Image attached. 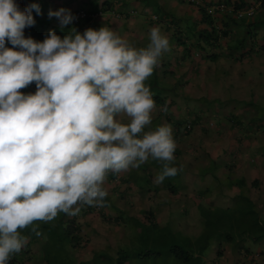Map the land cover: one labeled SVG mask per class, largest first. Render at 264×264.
I'll return each mask as SVG.
<instances>
[{
	"label": "clouds",
	"instance_id": "clouds-1",
	"mask_svg": "<svg viewBox=\"0 0 264 264\" xmlns=\"http://www.w3.org/2000/svg\"><path fill=\"white\" fill-rule=\"evenodd\" d=\"M32 11L39 15V6L21 11L14 0H0V264L21 251L27 239L20 230L34 222L102 207L109 172L139 168L149 158L162 162L157 184L178 172L170 166L171 126L145 131L155 102L144 82L169 50L161 28L152 27L139 48L107 27L71 29L63 38L49 31L36 42L24 36L35 24ZM73 15L63 8L48 13L61 28ZM33 83L34 94L20 91Z\"/></svg>",
	"mask_w": 264,
	"mask_h": 264
},
{
	"label": "trees",
	"instance_id": "trees-1",
	"mask_svg": "<svg viewBox=\"0 0 264 264\" xmlns=\"http://www.w3.org/2000/svg\"><path fill=\"white\" fill-rule=\"evenodd\" d=\"M91 1V4L94 6L84 11L86 15L82 20L73 21L72 24L63 28L60 27L55 17H53L52 21L49 19L50 23L44 25L41 19L35 15L34 26L24 29V32L27 33L26 38L30 37L36 42H42L49 31H53L56 35L63 38L71 29H75L77 32H81L80 34H83V32L88 29L85 24L89 18L88 14L95 11L105 13L109 10L116 14L110 15L107 18L104 17V19L99 22L93 21L96 28L94 30H98L102 24L104 27L108 28L109 26V29H111V23H108V19H112L122 26L126 21H132V19H130L132 17H129L128 14L131 15V13H133L132 15L135 16L134 18L139 19L138 15H143L145 11L148 12L144 14H150L147 19L149 24L148 31L145 30L147 41L142 43V47L146 46L149 42L147 32H149L152 27L159 26L162 30V34L165 36L168 34L169 36L168 51L170 52L168 54L165 53L163 56L165 58L168 57V60L165 59V61L161 59L154 69L151 78L144 82L145 85L149 87L151 93L154 92L152 93V97L155 102V108L151 113L152 122L159 121L161 122L160 125H170L175 143L180 141L179 137L182 131L186 134L183 137L186 138L185 136L190 134L192 129L199 126L200 123L205 126V124L198 119L190 117L189 119H187L188 117L180 118L182 106L180 107L179 104H177L180 103V98L171 95L175 93V87H173V85L180 82L177 78L176 71L181 72V66L183 64L194 65L205 61L214 63L215 61H225L228 59L230 61L241 62L247 60L243 58L251 56L252 52L257 51L259 47H264V12L260 13L264 10V0H199V2H196V0H176L180 1V4L185 2L189 5L188 11L192 13L188 15L191 20L186 17V22H182L180 16V19H178L180 26H177L175 20H172L171 14L165 13L164 8L157 0H110L111 2L102 0L99 4L95 3V0ZM133 1H136L134 7H129L130 9L127 8ZM138 3H142L140 11H137L135 8V5ZM37 5L41 9H44L46 6L41 2H37ZM43 11L45 14L44 17L47 20L48 14L45 10ZM76 11L77 10H73L70 13L73 15ZM248 11L252 12L247 15L246 13ZM259 14H263L262 17L258 16ZM119 15H123V17ZM152 15L153 17H151ZM154 17L155 19H153ZM161 21L167 23V25L162 27ZM239 31L240 33H237ZM143 36L144 33L141 37ZM5 46L9 48L12 47L7 42ZM183 83L185 84L186 80H184ZM20 91L25 95L34 94L36 91L35 84H30ZM168 96H170V98L166 100L165 98ZM185 99L187 100L186 96ZM166 102L168 110L164 112L162 109ZM181 103L183 105V101ZM178 108H180L181 111L177 110ZM233 123H235V121H233L231 125ZM180 152H182V150L176 148L174 154H179ZM170 166L177 167V164L172 163ZM161 168L162 162L149 158V160L139 168H130L127 172L118 174L109 172L104 182L110 185L108 186V195L104 199V210L100 209V207L83 206L80 213L76 216H68L61 212L58 213L52 221L34 222L32 226L20 230L21 235L26 237L27 243L23 247L22 253L19 252L20 254L18 257L16 253L12 254V257L8 260V264H24L25 260L30 263L37 262V264H72L77 251L89 244L87 234L90 236L95 232L94 229L91 230V223L95 222L96 224L99 223L103 225L106 223L108 224L110 220L117 219L116 217L111 218L107 213V210L110 209V205L113 204L112 201L110 202L109 193L115 195L114 197L121 198L125 192L126 195L130 196L127 201L135 197L137 205H141V212L139 211L137 215L139 218L138 225H141L144 219L143 217L140 218V216L145 215L150 219L153 218L152 213L147 207H142L141 202H150L157 191L160 190L162 191V195L160 196L163 200H166V192L169 193L171 198H176V188L173 186L172 182L183 181L178 178L180 175L177 173L173 177H166L162 183L157 184L155 182V177L161 171ZM241 177L244 176L241 175ZM226 178H228V176H226ZM237 183L239 186L244 184L242 179L238 180ZM183 184L187 185L188 183L184 181ZM230 185L231 183L229 182L228 186ZM250 185L254 188L257 185L256 179L252 180ZM232 199L237 200L235 204L233 203V207H231V205L227 206V208H224L225 212L222 211L221 213H217L215 216L216 218L210 221L212 226L209 222H206V225L209 227H207L208 230L197 236V240L201 242L199 246L195 247L198 256L205 248L206 239L209 234H219V231H215L214 227L221 221V217L228 218L227 222L224 223L227 224V227H224L225 229L233 230L231 228L238 227L248 233L252 241L264 242V219L259 216L263 210L261 207L262 204L260 205L261 209L256 208V200L249 199L242 191L234 194ZM222 213L224 216H222ZM227 213L229 217L226 216ZM200 214V216H203L201 212ZM231 215L233 217L232 220H230ZM33 226L41 232L40 236H37L31 231ZM86 228H88V230H86ZM124 228L127 229L125 226ZM35 242H39L37 249L35 248L36 251L28 252V246ZM231 247L235 249L234 251H237V253H239L240 250L246 252L250 261H256L251 258L252 253L246 247L235 248L233 245H231ZM261 248V251H259L260 256H257V258L264 262V244ZM102 249L105 248H94L92 249L94 252L91 250L93 252H91L92 264H114V257L115 264H132L129 262L130 260L128 261L132 253H127V251L118 249L115 251L114 248L112 251L103 253ZM169 250H171L170 252L179 264H199L198 260L193 261L191 254L178 246H170ZM219 251L220 250H218V253ZM135 253L137 256L141 257L153 252L141 250ZM22 257L25 258L24 261L21 262ZM83 262H87V260L81 259V262L79 260L75 264H83ZM208 264L212 263L208 261Z\"/></svg>",
	"mask_w": 264,
	"mask_h": 264
},
{
	"label": "rangeland",
	"instance_id": "rangeland-1",
	"mask_svg": "<svg viewBox=\"0 0 264 264\" xmlns=\"http://www.w3.org/2000/svg\"><path fill=\"white\" fill-rule=\"evenodd\" d=\"M23 1H25L26 4L25 8H22L23 10L28 8L32 4L37 5V0ZM59 1L66 2V0ZM59 1L53 0L52 2H55V4L59 5ZM107 1L111 2L110 0ZM135 2L136 1H134L130 5L128 4L129 6H127V8L134 7ZM157 2L164 8L165 13L171 14L172 20H175L177 26H180L178 21V19H180V16L182 18V22H186V17L189 18L188 15L192 14L189 13V5H187L185 2L182 3L181 6H178L176 0H157ZM14 3L18 6L19 4H21V0H14ZM69 3L75 2L72 1ZM96 3L99 4L100 0H97ZM76 5H78L76 6V8H83L85 10L89 9L88 6L81 3H78ZM184 6L185 8L180 9ZM141 7L142 3H138L137 5H135L137 11H140ZM43 10H45L47 14L49 13V11L55 12V10L54 8L50 7H44V9L40 8L39 15H37L35 11H32V13L34 12L32 14V16L34 15L33 18L36 15V17L40 18L45 25L50 22L48 16L47 20L44 17L45 14ZM105 13L109 15L116 14L112 13L109 10H107ZM145 13L148 12H143V15ZM143 15H138L139 19H141L140 24L139 22H137L138 19H135L132 23L133 25H129L130 21H126V23L128 24L121 26L116 21H113L111 19L112 31L123 37L122 30L124 27H128V34L130 36L126 39L129 41V43L134 47H136L137 44L142 45V43H145V41H147L145 30H147L149 27L147 19L150 14L144 16ZM128 16L131 17V15ZM52 19L53 18H51L50 20L52 21ZM98 19L99 21H102L104 17L100 16ZM189 19L191 20V18ZM143 33L144 36L141 37ZM148 33L149 32H147V35ZM25 34L26 32H24V35ZM166 37L169 38L168 34H166ZM138 38L141 39L138 40ZM137 48H139V46H137ZM165 53L168 54L170 52L167 51ZM165 53L162 54L160 60H168V57H163ZM262 53H264V47H259L257 51H253L252 57L254 61L249 62L250 65L242 63V68L235 64H232L231 61L230 64L232 65V67L230 69H211L209 71V73L211 74L209 84L205 86L206 82H202L203 87L198 90L201 92V94L197 95V98H194L186 93V98L189 100L187 102L184 96V92L187 91V84L183 83L185 80V73L176 71L177 78L180 82L173 85V87H175V93L171 95L180 98V103L177 104H179L180 107L182 106L183 113L186 112L185 109L190 110L191 112L203 111L201 112V114H203L202 121L205 124V128L207 131L214 129L218 125L219 119L223 118L224 120H228L230 124L235 121V123H233V126L231 127L232 134L236 137V139H239V141L242 140L244 136L246 138H248L249 135L257 136V134H259L261 130L264 129V57H261ZM151 76L149 78H151ZM213 82H227L228 87H226L225 90L219 91L215 88L214 85H212ZM170 96L166 97L165 99L168 100ZM182 101L183 105L181 103ZM177 110L181 111L180 108H178ZM181 117H188L187 119H189L190 116L185 114V116L181 115L180 118ZM126 118V116L119 117V119L127 123L128 119ZM160 124L161 122L159 121L152 122L151 125L145 128V131L154 130ZM242 127L243 130L240 129ZM258 130L259 132H256ZM184 135L186 134H184V132L182 131L179 140H181ZM257 137L258 139H260L262 136ZM205 141L209 140L206 139ZM256 150L251 151L248 154V160L250 161V163H256L258 160L257 158L259 157V154L255 153ZM173 155L175 159L172 163L177 164V173L180 175L178 178L182 180L184 167L182 166L181 158L179 154ZM217 159L218 160L216 162H214V159H207V163L201 161H199L198 164L193 163L192 168L198 167L202 163L206 165L197 168V172L200 178L192 182V187H190L189 184H183L185 180H183L182 182L173 181V186L176 188V198L163 200L159 197V191H157L150 202L142 201V207H147L148 210L152 213L153 218L150 219L145 215L140 216V218H144L143 223L141 222V225H138L139 218L137 216L139 211L141 212V209L140 205H137L135 197L127 201L130 196L126 195L125 192L123 193V196L121 198L114 197L115 195L109 193L110 202L112 201L113 204L110 205L108 214L111 216V218L116 217L117 219L110 220L108 224H104L105 226L103 229L104 232L112 234L119 232L117 239L116 237L112 236V234L110 235L109 240L102 239L98 236H96L98 238H94V236H89V234H87L88 241L90 243L86 246H83L81 249H79V251H77L72 264L77 263V261L79 260L81 262V259L87 260V262H83V264H92V253L94 251L92 250V252L90 248L93 249L97 247L105 248L102 249L103 253L112 251L113 248L115 249V251L118 249L121 251H127V253H132L128 259V261L130 260L129 262H131L132 264H179V262L175 260V257L170 252V246H178L181 249L185 250L186 252L191 254V256L193 257V261L198 260L199 264H208V261H210L212 264H228V260H225L224 258L225 251L224 254L222 253L223 249H225V246H228V249L233 253L232 255H234L237 251H234L235 249H233L231 245H233L235 248L246 247L252 253L251 258L259 261L257 256H260L259 251L261 250H259L260 247L258 243L252 241L250 239V235L244 232L242 229H239L238 227L231 228L233 230L225 229L224 227H227V224L224 223L227 222V217H221V221L215 225L214 230H218L219 234H209L208 238L206 239V246L202 250V253H200L198 256V253L196 251L197 249L195 247L199 246L201 242L197 240V236L205 233V231L208 230L209 227L206 225V222H209L210 224V221H213L216 218L215 216L217 215V213H221L222 211H224V208H227V206L231 205V207H233V203L235 204V202L237 201L235 199L225 198L221 194L220 200L212 199L209 201L207 198H204L207 193H220L224 189H228V183L231 181L229 177L224 178L223 176L220 177L218 175H215V168L223 161L220 158ZM261 168L262 167H259V169ZM227 171L228 173H231L235 171V169L229 166L227 167ZM237 179L238 178H236L235 180ZM236 185L239 186L238 184ZM263 185L264 183L262 184V187H264ZM108 186L110 185L104 183L103 187H105L107 193ZM251 187L252 188H250V191H253L254 188L253 186ZM166 194L169 195L168 192H166ZM248 198L250 199V197ZM128 202L130 203L129 207ZM167 205L170 206L166 208ZM260 205L263 210L259 216L264 219V197H261L257 200L256 208L261 209ZM104 207L105 202H103V206L100 207V209L104 210ZM162 209L164 210L163 212ZM200 212L203 214V216H200ZM165 213H167V215H165ZM222 216H224L223 213ZM226 216L229 217L228 213L226 214ZM232 219L233 217L231 215L230 220ZM210 225L212 226V224ZM124 226L127 229H125ZM86 230H88V228H86ZM120 231L122 232V234L120 233ZM38 244L39 242H35L36 246H38ZM30 247L32 250H34L35 248L33 243L30 244ZM141 250H149L153 253L141 257L137 256L135 252H139ZM218 250H220L221 252L219 251L218 253ZM89 252L92 253L90 254ZM239 253L243 258L246 256V252L242 250H240ZM114 259L115 257L113 258V263L115 264ZM238 262L239 263L230 262V264L245 263L242 260H239ZM30 264H37V262H32ZM246 264L254 263L253 260L250 261V259L248 258L246 260Z\"/></svg>",
	"mask_w": 264,
	"mask_h": 264
},
{
	"label": "crops",
	"instance_id": "crops-1",
	"mask_svg": "<svg viewBox=\"0 0 264 264\" xmlns=\"http://www.w3.org/2000/svg\"><path fill=\"white\" fill-rule=\"evenodd\" d=\"M49 1L51 2V4ZM52 1L53 0H37L36 2H38V3L41 2L42 4H45L46 8H49V7L54 8L55 11H58L57 9H62V8L69 10L70 12L73 10L74 11L75 10H85L83 8H76V6H78L76 4H78V3L84 4V5L88 6L89 8L91 6H94L91 4V2H92L91 0H84V2H83V0H66V2L57 0L60 3L59 5L55 4L56 1L55 2H52ZM72 1H74L75 3H69ZM100 1H102V0H100ZM96 2H97V0H95V3ZM176 2L178 3V6H181L182 3L180 4L179 3L180 1H176ZM196 2H199V0H196ZM25 5H26L25 1L21 0V4L18 5V8L22 11L23 10L22 8H25ZM56 6H58V7H56ZM182 8H185V6L181 7L180 9H182ZM263 12H264V10H262L260 13H263ZM87 13H89V12H87ZM132 14L133 13H131L132 21H130L129 25H133L132 23H133L134 19H137V18H134L135 16H133ZM128 15H130V14H128ZM262 15L263 14H259L258 16L262 17ZM88 16H89V18H88L87 22H85L86 27L88 29L94 30L95 26H94L93 21L99 22L98 18L100 16L107 18L110 15L106 14L104 12L99 13V12L95 11V12L89 13ZM119 16L123 17V15H119ZM151 17H153V15ZM110 20L111 19H108L109 24L112 23ZM140 21H141V19L137 20V22H139V24H140ZM124 25H126V23ZM164 25H167V23L161 21V26L163 27ZM101 27H104V25L102 24L99 27V29ZM108 28H109V26H108ZM124 28L122 30V32H123L122 38H124V36H125V39H126L127 37L130 36L128 34L129 29H128V27H124ZM110 30H112V27ZM161 32H162V30H161ZM237 33H240V31ZM24 36L26 38L27 33ZM138 40H140V38H138ZM137 46L142 47V45H139V44H137L136 47ZM261 57H264V53L261 54ZM243 59H247V60H243L241 62L240 61L239 62L232 61V64H235V65L239 66L240 68H242L243 67L242 63L250 65L249 62L254 61L252 55L247 57V58H243ZM230 63H231V61L228 59L225 61L224 60L215 61L214 63L205 61V62H199L198 64H194V65L183 64L181 66L182 67L181 73L182 72L185 73V80H186L185 84H187V86H186L187 91L184 92L185 93L184 96H186V93H187L188 95H190L194 98H197V95L201 94V92L198 90H200L203 87L202 82L203 81L206 82L205 86H207L209 84V80L211 77L210 76L211 74L209 73V71L211 69L218 70L220 68L230 69L232 67V65ZM212 85H214L215 88L219 91L225 90L226 87H228L227 82H213ZM203 90H201V91H203ZM187 101H189V100L187 99L186 102ZM185 110H186V112H184V113L182 112L181 115L185 116V114H187L188 116H190V118H194V119H198V120L202 121L203 114H201V112H203V111L191 112L190 110H187V109H185ZM126 119H128V117ZM232 126L233 125H231L227 120L220 118L218 125L214 129L207 131L205 126L202 125V123H200L199 126H196L192 129L190 134L185 136L186 138L183 137L176 144V148L179 150H182V152L179 153V156H180L181 161H182V166L184 167L182 180H185V182L188 183L190 185V187H192L193 186L192 182H194L196 179L200 178L199 174L197 172V168L205 166L206 164H204V163H207V159H214L215 160L214 162H216L218 160L217 158H220L223 161L217 165V167L214 170V173L216 176L217 175L220 177L223 176L224 178H226V176H228L229 179L232 181V182L230 181L231 185L228 186V189H224L220 193H214V192L207 193L204 198H207L209 201L212 199L220 200L221 195H222L225 198L232 199V196L234 194H236L239 191H242V192H244V194H246L248 197H250V199H254L257 202L258 199H260L261 197H264V193H263L264 187H262V184L264 183V148H263L264 147V129L261 130V132L259 134H257V136H262L260 139H258V137L256 135L255 136L249 135L248 138H246L244 136L243 139L239 141V139H236V137L232 134V128H231ZM240 129L243 130V127ZM256 132H259V130ZM206 139H208L209 141H205ZM254 150H256L255 153L259 154V157L257 158L258 160L256 163H250V161L248 160V154ZM217 155H218V157H217ZM199 161L204 162V163L200 164V166H198V167L192 168L193 163L198 164ZM229 166L233 167L235 169V171L228 173L227 167H229ZM259 167H262V168L259 169ZM241 175H243L244 177H241ZM236 178H238V179L235 180ZM240 179L243 180L244 184L241 186H237L236 185V184H238L237 181ZM254 179H256L257 185H256V187H254L253 191H250V188H252L250 184H251V181ZM160 195H162L161 190L159 191V197L161 198ZM170 199H172L171 196L167 195L166 200H170ZM171 203H173V202H171ZM129 205H130V203L128 202V207H129ZM162 206H164V205H162ZM169 206L170 205H167L166 208ZM163 211L164 210L162 209V212ZM107 213H109V209L107 210ZM165 215H167V213H165ZM100 225L101 224H99V223L96 224L95 222H94V224L91 223V226H92L91 230L92 229L95 230V232L92 233L91 235L94 236V238L100 237L102 239L109 240V237L112 233L104 232V229H103L104 224L101 226ZM120 233L122 234L121 231H120ZM118 235H119V232L112 234V236L116 237V239H117ZM96 236H98V237H96ZM257 243H258L260 248L264 244L263 241L257 242ZM34 246L37 249V246L35 245V243H34ZM35 248H34V250H35ZM260 248H259V250H260ZM95 249H99V247H97ZM22 250L20 251L21 253H22ZM34 250L31 249L30 245L28 246V252H34ZM90 250H92V249L90 248ZM224 251H225L224 258H225V260H228L227 261L228 264H230V262L239 263L238 262L239 260L244 261L245 262L244 264H246V260L248 259L247 254L244 258L241 256L240 253H237V252L234 255H232L233 253L228 249V246H225V249H223L222 254H224ZM16 254L19 255L20 253H16ZM11 257H12V255L10 256V258ZM22 261H24L23 257L21 258V262ZM253 263L254 264H264V262H262L261 260H259V261L257 260L255 262L253 261ZM24 264H30V263H29V261L27 262V260H25Z\"/></svg>",
	"mask_w": 264,
	"mask_h": 264
},
{
	"label": "built area",
	"instance_id": "built-area-1",
	"mask_svg": "<svg viewBox=\"0 0 264 264\" xmlns=\"http://www.w3.org/2000/svg\"><path fill=\"white\" fill-rule=\"evenodd\" d=\"M250 12L251 11H248L247 14H250ZM74 17H75L74 21L79 20L82 17H84V13L82 11H77L75 12Z\"/></svg>",
	"mask_w": 264,
	"mask_h": 264
}]
</instances>
